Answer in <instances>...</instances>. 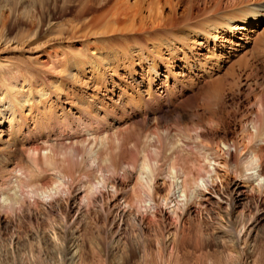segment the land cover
I'll return each mask as SVG.
<instances>
[{
	"label": "rangeland",
	"instance_id": "374dc122",
	"mask_svg": "<svg viewBox=\"0 0 264 264\" xmlns=\"http://www.w3.org/2000/svg\"><path fill=\"white\" fill-rule=\"evenodd\" d=\"M39 1L26 0L27 4L33 3L38 8L36 15L38 18L40 16L45 17L41 34L35 36L32 41H26V38L31 36L30 27L37 28L36 22L31 21L34 12H30V6L18 9V13L9 14L8 19H6L4 33H6L7 43L10 41L11 43L0 48V64L6 63L11 69H0V80H3L4 76L9 80H14L13 76L15 75L18 77L16 82L20 89L14 98L17 96V98L24 100L21 111H23L26 118L25 129L29 128L31 131L30 136L34 137L36 144L42 145V152L37 155L34 151H26L24 155H18L15 152L16 149L22 151L23 147H21L22 144L19 140L20 135L17 133L16 124H11L10 114H6L3 119L0 117V200L15 195L19 198L24 193L28 198L29 196L32 197L33 191L41 190L45 182L48 184L55 182L56 175L60 170L63 174L73 176L76 180V177L82 175L76 171L79 166L74 164V157L67 153L70 152L68 140L64 138L60 139L59 142L58 140L55 142V131L51 130V123L45 128L39 127L47 121L45 118H49V115L55 113V107L58 110L63 107L65 110L72 108L71 101L65 95L73 92L80 94L84 92L85 95L87 94L86 97L90 99L93 96V99H97L95 102L98 103V109L101 108L102 110L106 106L109 110L115 109L117 111L116 116L111 118H121L122 123L116 132L120 130L118 134L128 141V147L117 148V144L110 141L111 143L107 149L112 150V155L116 157V161L119 158L118 156L123 154L130 157L131 155L135 156L137 159L136 165H138L137 168L132 169L134 176L139 173L144 153L147 149L151 150L153 147L152 143L145 142L146 135L148 134L149 139L160 137L164 146L165 157L159 161L157 168H154L151 173L148 172L150 174L148 183H152L151 185L146 182L143 184L144 187L138 186L133 175H130V177L129 174L123 173V170L119 168L121 171L116 173L117 176L115 175L108 180V188L104 189L102 194L98 196L99 200L107 202L113 199L112 185L115 178L120 182L117 190L121 189L120 191L125 194L124 199H119L118 204L121 206L124 200L133 198L134 194L142 195V192L147 191L148 185L156 188L160 198H157L158 206L156 208L146 211L145 207H140V211L147 212L148 216V224L144 228L137 226L131 216L122 222V244L120 243V246L118 245L109 251L107 249V252L102 249V245L104 244L103 247L106 245L108 238L105 241L104 239L107 237L109 229H111L110 235H113L118 227L113 226L110 228L111 222L106 223L102 215L95 217L94 210L91 211L89 216H77V204L73 205L68 201L65 188L58 197H39L37 199L39 202L32 215L27 213L26 208L16 210L13 207L0 206V264H33L34 262V264H70L71 253L66 252L69 245L76 246L82 252L78 264H264V191L252 195L243 205L232 209L229 201L232 195L231 185L233 180L242 173L234 165L230 164L229 167H226L229 157L223 142L226 137L231 142L234 141L239 148L238 150L241 151V153L238 151V154H242L251 146V144H247V139L243 141L245 133L242 126L246 122L250 123L249 121L261 112L259 103L260 100L264 99V19L259 20L257 26L243 24L245 29L237 30L238 32L233 33L234 35L226 33L228 30L225 28L222 31L224 36H219L220 39L218 38L217 42L210 39L208 44L203 37H198L197 40L194 37L189 39V43L197 41L195 49L192 50L194 54H191L194 59L207 61L209 58L210 61H213L215 60V57L211 56L213 52L217 51L218 55V53H221L222 48H225L223 49L226 50L225 52H230V56H222L223 63H220L219 67H213L211 73L207 74L200 83L192 81L196 84H193V86L191 84L183 92L184 95L179 94L180 98L177 99L179 112H167L161 117L155 115L154 112L147 113V107L141 106V103L137 104L138 102L134 103L135 106L133 104H130L131 106L127 105V103V106H125L127 109H122L123 104L120 102L117 104V97L120 96L123 85L133 84V86L129 85L128 89L124 90L125 94L129 95L131 93L129 90L134 89V93L137 91L135 82L141 81L144 92L148 88V83L153 84L156 89L162 91L164 84H172L175 81L173 74L182 79V64L180 66V61L175 62L173 65L169 62L160 65L158 77L155 80H149L148 77H143L144 75L141 74L143 71L147 72L146 67L149 64L147 61L150 60L148 58L149 51L147 48L144 49V46L135 43L123 44L122 40L127 39L123 36L111 41L91 38L88 44H91L90 48L93 47L94 49L92 48L90 52L85 51L83 49L85 47H81L80 38H76L73 44L75 48L82 49V55L75 61H79L81 67L87 62L86 65H88L83 66L84 68L87 67L86 72H82L81 83H73L72 85L67 73L69 71L76 73L77 70L71 64V68L69 65L67 66L70 69L65 68L63 71L61 76L64 78L57 81L59 76L55 77L57 69H55V46H53L55 34L65 32L64 37H69L71 27L82 22L78 20L82 10L89 7H99V12H101L104 10L102 8L109 9L114 0H58L56 5L55 1H52L46 10L47 12L42 11ZM180 1L181 10L191 8V12L185 10L186 15H189L187 16L189 17L188 22L182 21L184 19L182 16L177 17V21H175L182 22L179 25L174 24L178 27L172 31L171 37L174 35L172 38L184 36L193 27L202 31L204 26L201 27V24L208 23V20L210 18L214 19L216 14L222 15L221 12L225 11V8L231 4L230 0H216L223 10L217 13L212 12L211 15V11L216 7L215 0ZM9 3L11 4V2ZM4 4H8V2ZM209 7L211 8L208 9ZM99 12L97 11V13ZM38 18L34 20L38 21ZM2 25L3 20L0 16V29ZM249 29H253L255 32H250ZM49 41L51 42L48 43ZM178 42L177 46H180L181 41ZM200 42L202 47L199 46ZM68 44H62L64 50L67 49ZM33 45H41V48L45 51L41 54L28 52L27 47ZM131 47L137 49L133 53L132 63H135L134 66L131 64L132 60L130 61V58L126 57L127 54H130L129 49ZM21 48L22 50H19ZM122 52H124L126 58L121 62L119 61L117 65L115 64L116 66L113 63L107 66L106 62L109 59L104 60L105 63L100 62L101 64L98 67H101L100 69L103 74L105 73L104 75L93 72L90 64L92 55L97 54L99 56L100 53H103V55L113 53L111 55L115 56L116 54L121 55ZM161 54L163 55H161L162 58L164 57L163 60H167L168 52L165 49ZM180 57L183 58V54ZM113 62L115 61L113 60ZM166 66L167 68L171 66L173 73L168 74ZM132 68L140 72L135 81L130 79L128 73L133 70ZM58 70H60L59 66ZM166 76H168V79H166ZM119 78L124 82L122 83ZM99 80L102 82H98ZM3 82L0 84V88L8 90V82ZM101 83L102 85H99ZM22 85L23 87H21ZM59 86L61 90L57 89ZM41 90L50 93L48 92L40 98V93H43ZM135 97L137 98L136 102L139 98L137 95ZM8 99L10 98L0 96V104H6ZM155 106H158L157 102H155ZM4 108L5 106L1 107L2 110ZM100 113L105 115L103 111H100ZM210 119L212 121L209 126L207 120ZM189 127L201 129L202 137L199 140L187 138L185 132ZM49 131H51V134ZM61 140L65 143L62 144ZM180 142L184 145L176 146L179 148L175 150L180 153L181 157L176 160L172 156L175 152V150H172V145ZM28 147L25 146L24 149L27 150ZM207 147H213L216 151L215 154L211 156L207 151ZM62 150H68L65 151L67 155L64 153L61 155ZM36 157L40 158L38 165L34 164ZM212 157L221 165L217 167V172L214 173L210 164V161H214L211 159ZM173 167L177 168L178 176L184 173L193 175L203 173L206 175L207 172L212 171L208 174L210 177L209 183L202 190L203 199L195 198L190 212L182 207H176L174 202L166 204L162 200V197L168 194V190L173 188V182H175ZM89 174L95 184L102 178V175L98 172ZM81 179H83V176H81ZM70 182L72 180H69ZM69 183L66 180L65 186L67 187ZM206 195L209 198L204 200ZM233 195L236 196V194ZM34 199L32 197L31 201H34ZM172 199L173 197H171ZM119 205H112L111 209L108 210L110 221L118 217ZM256 216H260V220L255 225ZM245 224L249 228L253 226L252 232L249 237L244 236L237 243L235 237ZM66 230L75 233L70 235ZM52 233L54 234L52 235ZM55 233L58 234H56V237ZM100 233L102 234L101 237ZM12 240L14 244L11 243ZM127 243L135 248L137 247L134 254H128L129 244ZM146 244L148 246L144 247ZM31 247L35 251V255H31L29 252Z\"/></svg>",
	"mask_w": 264,
	"mask_h": 264
},
{
	"label": "bare ground",
	"instance_id": "6f19581e",
	"mask_svg": "<svg viewBox=\"0 0 264 264\" xmlns=\"http://www.w3.org/2000/svg\"><path fill=\"white\" fill-rule=\"evenodd\" d=\"M52 1H55V5H56L58 0H40L39 5L42 11H46L49 8L50 3ZM5 2H8V4H4ZM9 2H11V4ZM230 3L231 4H229V6L225 8V11L221 12L222 15L216 14L214 16L215 17L214 19L210 18L208 20V23H204L203 25L201 24V27L204 26L202 31H199L193 27V29H191L189 32H187L186 30L187 34L185 35L183 34L184 36L182 35L181 37L175 36L174 38H172L174 35L171 37V33L178 27L177 25H174V24L177 23L179 25L183 20H185L184 22H188L189 17L187 16L189 15H186L187 13H185V10H188V11L190 10L191 12V8L181 10L180 0H157V1L155 0H114V3L110 7L108 6L109 9L105 10V8H102L105 11L103 10L99 12L100 11L99 7L98 8H95V7L86 8L80 12L79 17H78V20L82 21L81 24H74L71 27L70 29L71 34L69 37H64L65 32L64 33L59 32V34L57 35L55 34V39H53V41H55L53 45L55 46V69H57L56 70L57 74L55 77L59 76L57 81L59 79L64 78L63 76H61L63 74V71L65 70V68H67L68 65L70 67V65L72 64L73 66L76 67L77 71L76 73H73L72 71L68 70L69 72L67 73V77L71 79L70 81H72V85L73 83L75 84L81 83L82 81L81 76H83L82 72L83 71L86 72L85 70L87 67L86 68L84 67L87 62H85L84 65L81 63L84 66V67L83 66L81 67V65H79V61H75L77 60V58L80 57V55H82L81 54L82 49L75 48V45L73 44L76 38L78 39L80 38V41L82 43L81 47H85L83 48L85 51L91 52L93 47L90 48L91 44L90 45L88 44V41L91 38H94L95 40L105 39V40L111 41L112 39H116L120 36H123L127 38V39L122 40L123 44L125 43L127 45L128 43H131V44L135 43L136 45H140L142 47L144 46L145 47L144 49L147 48L149 51L148 58H150V60L147 61L149 63L146 67L147 72L143 71L144 73L143 72L141 73L144 75L143 77H148L149 80L151 79L155 80L158 77L157 75L159 72L160 65H163L165 62H169L171 63V65H173L175 64V62L177 63L180 61V66L182 64L181 66L182 79H179L178 76H175V74H173L174 75L173 78H175V81L172 84H166V85L164 84L162 91H159L158 89H156V87L153 84L148 83L147 85L148 88L144 92V90H142V87H143L142 81L135 82L136 84L135 88L137 89V91L134 93L133 91L135 90L130 88L131 90L129 91L131 93H129V95L128 94L126 95L124 90L125 89L127 90L130 84L128 86L123 85L122 86L123 90L120 92L121 94L120 96H118L119 98L117 97L118 99L117 104H119L120 102L121 104H123V106H121L120 104L121 108L127 109L125 106L130 105V104L131 105L133 104V106H135L134 103L138 102L137 104L141 103V106L143 105L147 107V113L154 112L155 115H159L161 117L167 112H173V111L179 112L178 105H177V99L180 98L179 94L184 95L183 92L187 90V88H189L191 84L192 86L193 84H196V83H192V81H196L200 83L203 80V78L207 76V74L211 73V70L213 69V67L215 66L219 67L220 63H223L222 56H228V57L230 56V52H225L226 50H223L225 48L221 47L222 48L221 53H218L217 55L216 53L217 51L216 52L214 51L213 55H211L215 57V60L213 61H210L209 58H208L209 61L208 60L203 61L202 59H194L191 54H194L192 50L195 49L194 47H195V44H197V41L195 42L193 40L194 43H191V42L189 43L190 41L189 39L193 37L195 39L198 37H203L206 40L205 42H207L208 44L210 42L209 41L210 39H213L214 42L215 41L217 42V39L219 38V36L221 37L224 36V32L222 31L225 28L226 30H228V32L226 33L235 34L237 30L245 29V26L243 27V24L246 23L247 24L246 26L248 25L257 26L258 25L257 22H259V20L264 19V1L263 0H230ZM217 4L218 3L216 1V7H214L213 11H211V15H212V12L217 13L223 10L220 8V3L218 4V6ZM27 6H30V9H29L30 12H34L33 15L31 16L32 18L31 21L36 22L37 28L30 27L31 36L27 37L26 41H29V40L32 41L35 36H38L39 34H41L42 25L44 23L45 17L40 16V18H38L36 16L38 8L34 6L33 3L27 4L26 0H0V16H1V19L3 20V25L0 29V48H3L7 46L9 43H11V41L7 43L6 41L7 37L5 36L6 33H4L6 29L5 25L7 22L6 19H8L9 14L18 13V9H21ZM210 8L211 7H209L208 9ZM97 11L99 13H97ZM180 16H182V18L184 19H182V21L178 23L176 22L177 21L176 19L177 17L179 18ZM37 18H38V21L34 20ZM249 31L255 32V30L253 29H249ZM20 40H24V39H20ZM51 41H49L48 43H50ZM178 41H181L180 46H177ZM64 43H69L66 50H64L62 47L63 46L62 44ZM199 44L198 45L201 46V42ZM23 48L25 49V47ZM163 49H165L168 52L167 60H163L164 57L162 58L163 55L161 53L163 52ZM19 50H22V48ZM27 50H29L28 52H33V54H41L42 52L45 51L41 48V45L40 46L33 45L30 47H27ZM95 50H96V47H95ZM136 50L137 49L131 47L129 49L130 54L129 55L127 54L126 56L130 58V61L132 60L131 61L132 65L135 64L132 62H133V57H134L133 53ZM140 50L142 51V48ZM124 52H122L121 55L116 54L115 56L111 55L113 53L111 54L107 53L105 55H103V53L102 54L100 53L99 56H97V54L92 55V60H90V64L92 66L93 72H97L98 74L100 73L103 74V72L100 69L101 67H98V65L101 64L100 62L103 63L104 60L106 61V59H109L108 62H106L107 66L112 63L114 65L115 64L117 65L119 61L121 62L122 60H124V58H126L124 57L125 56ZM181 54H183V58L180 57ZM61 55L62 57L64 56V58H62ZM113 60L115 62H113ZM0 62H1V59H0ZM57 65L59 66L60 70H58ZM69 67L67 69L71 68ZM7 68H10V66H8L6 63L0 64L1 70H6ZM166 71L168 74L172 72L171 66H169ZM128 73L130 75L129 77H131L130 79H132L133 81H135L136 77L140 74V72H137L135 69L129 71ZM94 75H96V73H94ZM167 77L168 76H166V79H168ZM13 78L14 80H9V79H6V77L4 76V79L0 80V84H2L3 81L6 83L8 82V85H7L8 90H6L5 88H4L5 90H3L1 87L0 96H4V98H8V97L10 98L8 99V102L6 101L7 102L6 104H2V105L0 104V117H2L3 119V117L6 114H10L11 124L12 123L16 124V128L18 130L17 133L20 135L19 140L21 141L20 143L22 144L21 147H23L22 151L20 149H16L15 152L18 155H24L26 151H34L36 152L37 155H39L42 152V147H41L42 145L39 146L38 144H36V140H34V137L30 136L31 131L29 128L25 129L26 127L25 125L27 124L26 118L24 117L25 115L23 111H21V108L24 105L23 104L24 100L17 98V96L14 98V96L18 94L20 88L18 86V83L16 82L18 77L15 75L13 76ZM119 79L121 81V78ZM100 81L101 80H99L98 82ZM104 84H105V81H104ZM99 85H102V83ZM131 85L133 86V84ZM21 87H23V85ZM57 89L61 90L60 86L57 87ZM41 92L43 93H40V98H42V96L47 94L49 91L41 90ZM77 93L73 92L71 94L67 93L65 95L66 98L71 101L70 102L72 104L71 109L65 110V108L63 107L60 110H58L55 107V113H52L51 115H49L48 116L49 118H45V120L47 119V121L43 122L39 127L45 128L49 126V124L51 123V126H52L51 130L55 131L54 133L55 142L57 140L59 142L60 139H64V138L68 140L67 143L70 144L69 146L70 152H67L68 150H62L61 155H63V153L65 154V151L68 154L70 153V155L74 157V164H78L79 166L76 171L78 172V174H82V175H79V177H76L77 178L76 180L75 178H73V176L65 175V173L63 174L62 171L60 170L59 173H57L56 175L57 178L55 179V182H53L52 184H48L47 182H45L41 190L33 191L32 197L35 198L34 201H31L32 199L31 196H29L28 198V196H26L24 193L23 195H20L19 198L15 195L13 197H8V198L6 197L3 200H0V206L13 207L16 210H24L23 208H26L27 213L29 215H32V213L36 209V206L39 202L37 200L39 197H53V196L58 197L61 195L63 189L65 188V192L68 195V199H69L68 201L73 203V205L77 204L78 209L74 207L78 211L77 216H81V215L89 216L91 214V211L94 210L96 214L95 217H100L102 215V217L104 218L102 219L105 220L106 223L111 222L110 228H112L113 226L118 227L117 228L118 230H116V232L113 235H110L111 229H109L107 237L104 239L105 241L108 238L106 245L104 246L105 248L103 247L104 245L103 244L102 249L104 251L108 249L109 251L117 247L120 243L122 244L121 240L123 239L122 238L123 235L121 233V230H122L121 225H122V222L125 221L127 217L131 216L133 221L137 223V226H139L140 228H144L146 224H148L147 223L148 216H147V212L144 213L140 211V207H145L147 211V210L156 208L158 206L157 198H160V195H159V192L156 191V188L148 185L150 184V182L148 183V176L150 175L148 172L150 171L151 173V171L154 170V168H157L159 166V161L163 157H165L164 146L162 143V139L160 137H157L156 139L151 138L152 139L151 140L148 138L149 136L147 134L145 138V142H147L148 144L152 143L151 145L153 147L152 149L149 147L151 150L147 149V151L144 153L142 163L139 168V173L138 175L134 176L133 174L134 171L132 169L138 165V164L136 165L137 163L136 157L133 155H131L130 157V156H127L126 154H123V155L118 156L119 158H117L118 160L116 161V157L112 155V150L107 149L109 144L111 143L110 141H114L118 146V147L116 146L117 148H127L128 147V141L124 137H122L120 134H118L120 130L116 132L119 125H121L122 123L121 122L122 120H120L121 118L119 119V118L114 117L113 119L117 121H114L111 118L113 116H116L115 113L117 111H115V109L109 110V108H106V106L102 110L101 108L98 109L97 108L98 103L95 102L97 99L96 100L93 99L92 98L93 96H91V99L86 97L87 94L85 95L84 92L82 94L80 93L77 94ZM135 95H137L139 98V100L136 102L135 100L137 98L135 97ZM155 102H157V105H158L157 107L155 106ZM2 106H5L3 110L1 109ZM259 107L261 109V112L256 114V117L251 119V121H249L250 123L246 122L242 126V130L246 134V135L244 134L243 141L244 139L245 140L247 139V144L248 143L251 144L250 148L246 147L248 149H246L242 154H238L239 152L241 153V151L238 150L239 148L236 146V143L234 141L231 142L230 139H228L227 137L224 138L223 140L226 146V149H225L226 153L228 154V157H229V160L226 162V167L230 164L234 165V167L239 168L242 173L241 175L239 174V177L233 180L232 185H231L232 195L230 196L229 201H230V205L232 209L237 206L243 205V203L247 202L252 195L264 191V99L260 100ZM99 110L103 111L105 115H101ZM179 116L182 117L181 115ZM211 121H212L211 119L207 120V123L209 126L211 124ZM49 132L51 134V131ZM201 132L202 130L199 128L189 127L186 129L185 133H186L187 138L199 140V138L202 137ZM50 134L49 136H51ZM182 142L177 143L175 145L171 144L172 150L174 151L176 148H179L176 146H179V145L183 146L184 143ZM61 143L64 144L65 142L61 140ZM25 146H29L27 150L24 149ZM234 150H237V151L234 152ZM207 151L209 154H211V156L214 155L216 152L214 151L213 147H207ZM67 153L65 155H67ZM179 154L180 153L175 150L172 156L177 160L178 158H181ZM211 159L214 160L212 162L210 161V164L212 166L211 169L214 173V172H217V167L220 165V162H217V160L214 159L213 157ZM39 163H40V158L36 157L34 159V164L38 165ZM119 168L123 170L122 171L123 173L129 174V176L133 175L134 176L133 178L135 179V181L137 180L136 183L138 184V186L144 187L143 184L146 182L148 183L146 184L148 185L147 191L142 192L141 193L142 195L134 194L133 198H127L126 200H124L122 206L119 205L118 203H119V199L121 200L122 198L124 199L125 194L124 192L120 191L121 189L117 190V186L120 184V182L116 178L114 179V182H113L114 184L112 185L113 199L107 202H104V201L102 202V200L100 201L98 197L100 194H102V191L104 189L108 188V184H107L108 180L113 178L115 175L117 176L116 173L121 171ZM212 171L210 170L209 172L206 173V175H204L203 173H199L198 175L184 173L183 175L178 176L177 168L173 167V173H174L173 176L175 177V182H173V188H170L168 190L169 191L168 194L163 196L162 200L166 204L174 202V205L176 207H179V208L182 207L186 209L188 212H190L191 207H193L194 199L197 197L202 198L203 196L202 190L204 189V187H206V184L209 183L210 177L208 174L211 173ZM96 172L102 175V178L101 180L97 181L98 183L95 180L96 182L95 184L89 173H96ZM81 176H83V179H81ZM66 180L68 183H69V180H72V182H70L67 185V187L65 186ZM233 194H236V196H234ZM171 197H173L172 200H171ZM208 198L209 197L206 195L204 200ZM112 205L113 206L119 205L120 211L118 213V217L116 219L113 218L111 219L112 221H110L109 220L110 214L108 210L111 209ZM259 220H260V216H256L254 224L256 225ZM248 228L249 226H247L246 224L242 226L241 230L235 237L237 243L244 236L246 238L250 236L253 226L249 228V230ZM66 232H68L70 235H73L75 233L74 231H71V230H68V231L66 230ZM53 234L54 233H52V235ZM56 234L57 233H55V237H56ZM101 236L102 234L100 233V237ZM125 241L127 240L125 239ZM11 243L14 244L13 240L11 241ZM146 246L148 245L147 244L144 245V247ZM128 247H129L128 248L129 255H132L136 252L137 247L135 248L131 246V244H129ZM29 252L31 253V255H35V251L32 249V247L29 249ZM66 252L69 254L71 253V257L69 258L70 264L79 263L78 261H80L82 257L81 256L82 252L80 251L79 248L73 245L71 246L69 245Z\"/></svg>",
	"mask_w": 264,
	"mask_h": 264
}]
</instances>
